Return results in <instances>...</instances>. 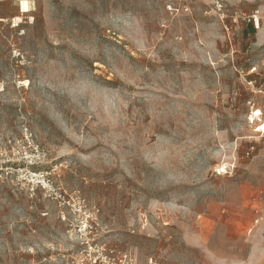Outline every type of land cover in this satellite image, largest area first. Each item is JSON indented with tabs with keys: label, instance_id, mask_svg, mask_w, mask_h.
<instances>
[{
	"label": "rangeland",
	"instance_id": "1",
	"mask_svg": "<svg viewBox=\"0 0 264 264\" xmlns=\"http://www.w3.org/2000/svg\"><path fill=\"white\" fill-rule=\"evenodd\" d=\"M221 1L0 0V264H264V0Z\"/></svg>",
	"mask_w": 264,
	"mask_h": 264
},
{
	"label": "built area",
	"instance_id": "2",
	"mask_svg": "<svg viewBox=\"0 0 264 264\" xmlns=\"http://www.w3.org/2000/svg\"><path fill=\"white\" fill-rule=\"evenodd\" d=\"M212 2L214 9L221 12L223 8L222 1L212 0ZM245 20L253 28H259L260 17L256 13L246 15ZM24 137L29 141L30 134L25 131ZM31 149V154L29 156L33 159L32 163L39 164L43 162L46 158L45 150L39 148L38 145H31ZM57 168L58 166L54 165L51 171H47L31 170L27 167L25 173L29 178V192L34 194L37 189H40L43 197L57 203L62 220L67 221L74 227L79 235L88 239L96 223L98 209L89 207L88 203L83 198L68 195L59 187L55 186L52 180V174ZM66 213L70 216L66 215ZM107 253L103 246L96 245L91 264H133L126 255H121L117 262H114Z\"/></svg>",
	"mask_w": 264,
	"mask_h": 264
},
{
	"label": "bare ground",
	"instance_id": "3",
	"mask_svg": "<svg viewBox=\"0 0 264 264\" xmlns=\"http://www.w3.org/2000/svg\"><path fill=\"white\" fill-rule=\"evenodd\" d=\"M264 33V29H260V34ZM257 113H259L257 111ZM257 131H261V130H264V122H262L261 124L258 125V127L256 128ZM224 169V165H222V168L221 170ZM224 171V170H223Z\"/></svg>",
	"mask_w": 264,
	"mask_h": 264
}]
</instances>
